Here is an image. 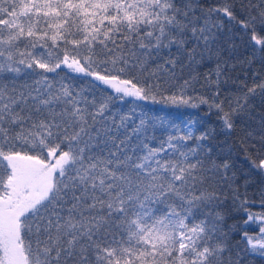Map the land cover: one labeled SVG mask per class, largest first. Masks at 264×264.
<instances>
[{"label": "snow or ice", "instance_id": "1", "mask_svg": "<svg viewBox=\"0 0 264 264\" xmlns=\"http://www.w3.org/2000/svg\"><path fill=\"white\" fill-rule=\"evenodd\" d=\"M242 44L264 63V0H0V264L264 258L237 169L264 175V76L228 92ZM150 105L206 106L235 139Z\"/></svg>", "mask_w": 264, "mask_h": 264}, {"label": "trees", "instance_id": "2", "mask_svg": "<svg viewBox=\"0 0 264 264\" xmlns=\"http://www.w3.org/2000/svg\"><path fill=\"white\" fill-rule=\"evenodd\" d=\"M236 60L232 61L237 64V67L230 71L229 75L237 80V84H229L228 92H240L242 89L239 87V81H245V73L247 74V80L245 81L249 85L252 82V77L254 72L260 73L264 76V63L261 62L259 53L255 55L252 52L251 47H245L243 44L236 53ZM251 61V64H241L239 61ZM207 71V68L202 69ZM221 98H224L223 95ZM227 103V101H226ZM249 103L252 105L251 115L255 117L251 121L252 126L255 130H259V121L262 115H264V101L260 97L252 98ZM152 111L156 114L165 116L176 122L183 120H192L196 122V127L198 130H205L208 127H213L217 129V135L215 143H230L235 139V137H227L225 133L220 131V124L215 111L209 113L206 106H201L200 108H173L164 107L161 105H150ZM238 175H241L240 183L243 184L245 179L248 180V197L250 201H254L250 204L249 210L254 213H264V205L261 203V199L256 195L259 191L264 190V175H260L255 172H250L248 166L243 163V156L241 155L237 160ZM241 191L244 188L241 187ZM246 216L243 213H239L235 216L234 220H230L229 223H238L241 226L240 231H247L250 235H255L260 227L259 222L250 223L245 225L243 222ZM239 240V234L235 237ZM249 264H264V258L260 257H250Z\"/></svg>", "mask_w": 264, "mask_h": 264}]
</instances>
